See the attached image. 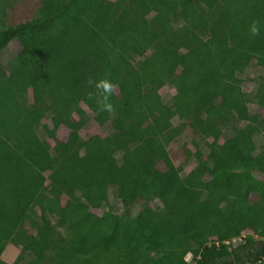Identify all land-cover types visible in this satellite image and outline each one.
I'll list each match as a JSON object with an SVG mask.
<instances>
[{
	"label": "trees",
	"instance_id": "16d2710c",
	"mask_svg": "<svg viewBox=\"0 0 264 264\" xmlns=\"http://www.w3.org/2000/svg\"><path fill=\"white\" fill-rule=\"evenodd\" d=\"M103 80L113 131L82 136ZM10 243L13 264H264V0H0V264Z\"/></svg>",
	"mask_w": 264,
	"mask_h": 264
},
{
	"label": "rangeland",
	"instance_id": "374dc122",
	"mask_svg": "<svg viewBox=\"0 0 264 264\" xmlns=\"http://www.w3.org/2000/svg\"><path fill=\"white\" fill-rule=\"evenodd\" d=\"M20 9L21 8L18 7L17 4L13 5L12 9L9 6H7L4 9V10H6V14L4 17H6V20H9V17H10L9 13H11V14L13 13L14 15H16V19L18 20L20 18L17 17V15L21 14ZM106 38L111 43H114L116 41V37L111 32H108L106 34ZM10 46H11L12 52L15 54L20 50V44L16 41L11 42ZM181 57L184 59L185 54H181ZM252 62H253V60H252V57L250 54L241 53L240 59H239V64H238V70L243 71V70L247 69V70H249V77L254 76L258 72L260 67L262 66V62L257 63L258 68L250 69L248 66ZM254 63H255V61H254ZM247 76H245V77H247ZM158 84L160 87V92L163 96V100H164L165 104L167 105L170 97L175 94V90L171 87H168L166 85V83L164 82V80H162V79H159ZM243 88L245 91H248V90H252L254 88V86L250 82V80L246 79L245 82L243 83ZM113 96H114V92L112 91V94L108 98H112ZM84 108L86 110V116H85L86 125L82 129V136L86 137L87 135H90L93 133H98L101 135H107V134L112 133L113 129H112V126L110 124V113L108 111L100 110L96 106L89 107L87 105H84ZM167 109H168V107H167ZM244 110H245V114H246V118H245L246 121H249V122H256L257 121L258 116L255 114L257 108L254 109L253 107L250 106L249 108L245 107ZM45 121H48V119H46ZM175 122H177V120H175ZM205 132H206V129L204 127H202L200 129L199 143L204 149H206L205 148L206 138L204 137ZM68 133H69V129H67L66 127H61V129L58 132V136L60 139L65 140L68 136ZM184 140H185V137L180 136L178 138L177 146H180V144H182L184 142ZM212 144L215 145V142L213 141ZM32 148H33V146L29 147L30 150ZM213 150L216 151L215 149H213ZM101 174L104 177H108L109 176V170L105 169L101 172ZM51 181L56 183L60 188H63V184L59 180L53 179ZM63 210H64V213L66 216H70L71 214H73L74 212L77 211V207L74 205L65 206L63 208ZM94 210H96L97 212L100 211L99 208H94ZM52 219L54 222L57 221L55 217H53ZM18 253H19V249L17 248V246L10 243L6 246V248L2 254V258L7 264H13ZM190 258H191V256L188 255L187 259H190Z\"/></svg>",
	"mask_w": 264,
	"mask_h": 264
},
{
	"label": "clouds",
	"instance_id": "9594fccd",
	"mask_svg": "<svg viewBox=\"0 0 264 264\" xmlns=\"http://www.w3.org/2000/svg\"><path fill=\"white\" fill-rule=\"evenodd\" d=\"M251 33L254 36L259 34V28L257 27L256 24L252 25ZM97 86L102 88L104 92V97H103L104 102L101 105V110L111 112L113 106L111 103H108L107 101H108V97L112 94V90H113L112 83L108 80H103V81L97 82Z\"/></svg>",
	"mask_w": 264,
	"mask_h": 264
}]
</instances>
